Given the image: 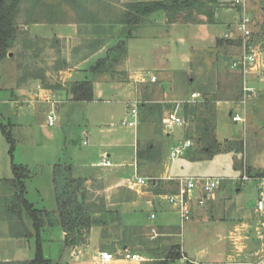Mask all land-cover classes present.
I'll use <instances>...</instances> for the list:
<instances>
[{"label": "rangeland", "instance_id": "obj_1", "mask_svg": "<svg viewBox=\"0 0 264 264\" xmlns=\"http://www.w3.org/2000/svg\"><path fill=\"white\" fill-rule=\"evenodd\" d=\"M35 1L21 0L22 16L25 9H29L31 3ZM76 1V6H70L72 0H64L59 5L51 4L50 8L59 10L61 13L70 12L71 14L73 12L77 19L92 18L98 23L96 27H84L82 37L66 40L32 39L26 31L22 32L23 27L19 26L21 36L18 37L15 47L6 59L0 61V125L6 126L13 143L11 147L0 128L1 217L5 199L11 194L10 184L4 181L13 177L11 164L27 166L30 171V178L25 186L27 191L25 198L37 208L52 210L56 208L55 192L52 186L55 164L62 163V166H66L64 163H74L73 176L76 174L81 177H90L94 172L103 168L92 167L102 160L96 152L100 144L115 147L113 151L116 152L107 151L110 155L108 160L112 165L117 160L133 163L136 159L133 147H138L140 161L138 162L139 173L136 174L141 177L160 178L166 166L170 167L172 174L192 177L239 178L244 173L249 177L258 173L252 161H259L264 155V87L259 90V95L243 108L245 122L233 123L231 115L240 109L239 95L240 92L242 93V75L231 70L230 64L242 53V46L238 41L240 37L236 31L242 11L250 19L251 34L246 39L248 46L264 53V0H245L243 7L234 5L233 0H220L218 4L212 5L213 21H219L218 26L211 28L212 39L226 40L224 35L228 32H234L236 35L232 38L233 43L230 45L223 44L218 49L194 51L190 64L186 59L190 52L187 46L195 43L186 42L179 45L173 43L170 51L166 52V33L159 26L139 32L151 35V38L143 35L127 41L131 73H140L145 78H150L152 74L156 75L155 82L150 81L151 83L141 85L142 102L149 99L162 107V117L154 124L155 131L145 123L140 124L139 120L135 127L122 125V121L131 120L127 113V106L123 102L127 98L125 92L117 95L112 92L110 96H105L107 98L101 101L84 103L72 102L64 93L68 92L76 82H82V76L85 74H81L84 72L90 71V74L86 75L89 80H92V68L83 61L94 53L100 44L107 41L106 34L109 36L107 25L121 21L125 5L131 0ZM161 14L162 12H157L155 17L158 18ZM186 15L188 12L182 14L183 17ZM187 20L189 24H196L206 22L207 18L202 11L195 9ZM183 30L182 27L174 29V35H181L184 38ZM199 45L208 47L213 44H209L206 40L199 42ZM113 46L107 48L110 49ZM111 56L116 62L107 63L106 69L109 72L105 74L106 78L122 79L124 76L118 70H124L126 57L124 56L122 60L121 57L118 59L119 55L110 53L109 57ZM18 64L22 66L20 71L17 70ZM166 67L175 71L166 74ZM112 72L116 74L112 75ZM159 74L162 77H158ZM37 76L41 79H35ZM248 76L252 78L251 80L257 77L254 74ZM166 86L171 92L167 100L163 95V89L166 90ZM193 92L204 93L208 96L215 93L217 96L222 95V98L220 101L211 103L213 111L200 108L195 112L194 119L186 120L183 127L176 126L171 130H166L162 124L166 112L177 105L181 112L183 104L190 100ZM47 94H55L53 100L58 103L41 102L43 99L48 100V97H45ZM34 99L38 102H28ZM199 100L200 98L196 102H201ZM222 102L229 105L224 107L225 110L221 111V117L218 119V104ZM51 112L54 115V125L49 127L47 115ZM212 113L215 116L211 135L216 138V145L211 140L205 143L199 142L201 135L197 133V127L203 128L204 126L199 121L211 119ZM141 117L140 114V120ZM168 131H170V136H166ZM83 132L88 135L85 137ZM146 135H149V139L152 140L143 143ZM187 137L191 138L192 145L183 155L172 160L171 150L183 145ZM83 141L87 144L84 145ZM238 142L242 145H238ZM204 147H209L211 150L204 153ZM215 147L218 151L211 154L216 150ZM11 148L13 150L10 152ZM111 153L114 154L113 157ZM191 158H198V160L191 161ZM146 159L149 161L147 162ZM124 172L129 177L135 174L132 167H126ZM157 182V187L166 188V190L176 189L172 181L170 183L159 179ZM127 185L131 186L129 183L126 187ZM126 187L123 184L117 196L121 195L122 191L126 192ZM258 188L259 183L253 178L242 185L239 182L238 184L225 182L220 189V193H223L219 197L224 203L222 209L216 213L215 218L206 221H197L195 217L191 222L182 224L179 215L167 202L166 205L171 211H166V213L158 211L156 219L147 217L146 211L142 210L135 215L139 223L168 225L172 229L171 242L168 244L166 237L150 240L145 235L142 243L140 238L135 237L136 239L129 242V251L137 252L142 258L154 259L163 257L167 253L180 252L178 247L180 246L182 254L186 253V258L170 264H189L193 261L197 264L223 263L230 260L229 256L237 260L234 246L228 239L229 232L235 224L242 227L236 232L240 237L239 245L251 244L248 248L254 251L258 248L253 242L257 234L255 228L258 227V214L253 215L256 211ZM104 190L102 184L88 187L84 185V192L81 193L85 195V206L91 212H96V216L101 215V206L105 205ZM124 195L125 193L122 196ZM240 213H245L250 218L238 220ZM220 216L225 219H220ZM162 219L165 220L162 221ZM12 221L16 222L15 219ZM1 226L4 228L7 225L3 223ZM60 229V227H54L42 235V256L51 264H67L68 253L65 252ZM127 229L132 228L111 224L108 229L112 234L110 239L121 240L123 232ZM80 240L83 241V239ZM27 241L26 250L20 255L17 253L16 257L32 260L36 251L35 239L29 238ZM6 242L8 241L0 236V259L4 249H7ZM114 242L112 241L113 244ZM133 243L135 244L132 245ZM154 243H158L159 247L154 246ZM117 250L118 248L113 249L111 246L106 248L108 252ZM201 250L202 254L198 253ZM63 255L65 259L61 260ZM142 264L145 263L142 262Z\"/></svg>", "mask_w": 264, "mask_h": 264}, {"label": "crops", "instance_id": "obj_2", "mask_svg": "<svg viewBox=\"0 0 264 264\" xmlns=\"http://www.w3.org/2000/svg\"><path fill=\"white\" fill-rule=\"evenodd\" d=\"M59 0H40L37 4L39 5L38 7L35 8L34 11L33 9V3H31L29 9H25L24 15L22 16V13L20 15L22 23L20 26L23 27L21 29L22 32H27L30 38L32 39H76L79 36L82 37V31L84 27L90 26L89 24L87 25L86 22H89L90 19H77L75 17V13L71 12H63L61 13L59 10H46L45 8L47 6L51 7L52 5H58ZM73 4H70V6ZM42 8V9H41ZM156 13L151 15L146 22V24L140 26L138 29H136L132 35L126 39H124L125 42V48H126V61H125V66L124 70H118L124 77L122 79H109L106 78V75H101L98 78H94L93 76L91 77L92 80H89L88 75L90 74V71L84 72L81 75L82 76V81L85 79L89 80L92 83V95L93 99L91 101H84V102H97L101 101L103 98H107L105 96H110L109 94H112L114 92L116 95L121 94V92H125L127 94V98L123 101L125 106H127L128 109V104L133 101V100H139L142 103V97H143V91H141L142 86L144 83H149L151 80L152 76H155L154 74L150 75V78H145L141 76L140 73H131L130 71V65H131V59L129 57L128 51H127V41L131 40L133 38H137L140 36H148L151 38V35L148 34H141L139 33L141 30L144 31V29L147 28H154V27H161L162 30L165 31L166 33V52L170 51L171 45L175 43L177 45L186 43V42H191L195 44H188L187 48L190 50L189 55L187 56L188 63L190 64L192 60V54L196 50H204V49H215L216 48V42L214 43L215 40L217 39H212L213 37L211 36V28L216 27L219 24V21H217L214 24H184V23H172L169 24L166 18V15L162 13L160 17L156 18L155 17ZM28 21V22H25ZM94 21V20H93ZM178 27H182L183 34H185V37H181V35H174L173 30L177 29ZM88 29V28H87ZM131 31L128 32L130 34ZM107 36V41L103 43L99 49L94 51V53H91L90 56L83 61V63L89 64V67H93L94 64L101 58L106 55L107 50L110 46H113L114 44L118 43L120 40H123L124 35L122 33V26L117 25L115 29L113 30L112 34ZM217 38V37H215ZM220 39V38H218ZM208 41L209 44L213 45H208V47H200L199 42H204ZM199 47V48H196ZM262 62H264V53L262 54ZM179 70V69H177ZM187 70V69H185ZM175 71L174 69H170L166 67V74ZM72 75V74H71ZM158 77H162L161 74L158 75ZM102 78V79H100ZM250 78L249 84L253 86L254 88H263L264 87V80L260 81L256 78L254 80H251ZM151 83V82H150ZM167 85V84H166ZM164 93V99L166 98L169 99L171 92L169 91V88L166 86V90L163 89ZM17 92V91H16ZM45 92V90H43ZM42 92V94H43ZM47 93V92H45ZM66 95H68V99L72 101V96L68 92H64ZM57 95L60 93H56ZM44 95V94H43ZM18 96V95H17ZM48 97V100H41V102L46 101V102H52L57 104L58 102L56 100H53L55 97V94H47L45 97ZM20 97V96H19ZM16 100V99H15ZM29 103H35L38 102V100L34 99L32 101H28ZM75 102V101H72ZM82 102V103H84ZM229 105L226 102H222L218 104V119L221 117L220 114H222L221 111L225 110V106L227 107ZM140 110V108H139ZM128 113V112H127ZM139 123L140 124H147L152 129H155V125L150 122H142L140 120V113H139ZM48 125V124H47ZM54 125V124H53ZM52 125V126H53ZM50 127V126H49ZM156 130V129H155ZM154 130V131H155ZM148 134V133H147ZM83 135L86 137L88 133L83 132ZM170 131L166 132V136H170ZM149 136V135H148ZM146 135V138L143 139L144 142H150L152 139H149ZM186 140V138H185ZM83 144L86 145L87 142L83 141ZM115 147L113 145H105V144H100L98 148L96 149V152L98 154V157L103 160L104 157L108 159L110 157L109 151H113ZM134 156L136 159L133 161V163H124L121 161H116L113 165L109 167H103L99 171L94 172L90 177H81L80 175H74L75 178L82 179L84 180V185L88 186H93L97 184H102L105 188L104 190V201H105V208L107 210H112L115 212H118L120 214V225L122 226H128L132 228L135 232H138L141 236L140 241L142 240L143 243V236L145 235L148 236V239L153 240L157 237H166L168 244L171 242L172 238V229L166 225V224H147V225H142L139 223L135 215H137L140 211L144 210L146 211V214H148L147 217L151 218V215L153 214L155 217L151 219H156L157 218V212H165L166 211H171V209L166 205V200L165 197L168 194L174 193L171 192V190H166L157 186H147V187H139L135 186L131 183V181L134 179L135 175L139 173V168H138V162L140 161V157L138 156V147L134 148ZM108 151V152H107ZM111 153V154H112ZM106 154V155H105ZM114 154H112V157ZM147 160V159H146ZM149 160H147L148 162ZM146 162V161H144ZM189 162V161H187ZM56 165H63L62 163H57ZM66 166H70L73 170L74 163H64ZM252 165L254 168L258 169V172L264 171V155L260 157L259 161H252ZM97 166V165H96ZM92 166L94 168L102 167V166ZM126 167H132L134 170V175L132 177H129L126 175L124 172V169ZM137 173V174H136ZM172 176V177H179L181 175L177 174H172L170 173V167L166 168L162 171L160 179L165 180L167 177ZM141 177V176H140ZM149 176H146V178ZM29 180V179H28ZM25 181V186L26 182ZM131 184V186L126 187V184ZM123 184L126 187V192L122 191L121 195H118V190L123 186ZM166 184V182H164ZM52 186L54 189V182H53V177H52ZM222 188V187H221ZM220 188V189H221ZM88 189V188H87ZM128 189V190H127ZM218 190L215 194V196L209 200L204 208H199L195 209L194 211V217H196V220H210L216 217V213L219 212L222 209V205L224 204L222 202V199L219 197L220 191ZM122 190V189H121ZM175 190V189H174ZM54 191V190H53ZM163 191V192H162ZM27 192V191H26ZM25 192V194H27ZM123 193H125L124 197L122 196ZM120 196V197H119ZM56 203V199H55ZM33 204V203H31ZM33 206L36 209L35 204ZM170 206V205H169ZM57 207V205L55 206ZM172 208V207H171ZM173 209V208H172ZM42 210H47V209H42ZM56 208L52 210H47V211H55ZM173 211H175L173 209ZM176 213V212H175ZM258 214V215H257ZM241 216H239L238 220H241V218H250V216H247L245 213H240ZM253 215L258 216V227L255 228L257 234H256V239L253 240V242L256 244L258 247L255 251L250 250L251 244H243L239 245L240 237L236 233L238 230L242 229L240 225L235 224L233 226V229L229 232L228 239L230 240L231 244L234 246V249L236 251L235 257L238 258L237 260H233V256H229L227 262H219V263H200V264H264V218H262L259 213L255 211ZM126 216V220H125ZM220 219H225L224 217L220 216ZM165 219H162L164 221ZM5 223L7 226L2 227L1 224ZM242 226H246L245 224H242ZM2 227V228H1ZM103 229L101 227H91L90 229H87L83 232L81 239H83L82 242H80L78 245L74 247H67L65 245V238L66 234L63 232L62 229L61 231V237L63 239V243L65 245V252L68 253V260L66 259L67 264H96V255L97 252L100 250H105L106 248L110 246L112 241L115 244L113 245L115 248H118L116 252L112 253H118L123 250H128L129 251V246L130 244L124 245V246H119L117 242L119 240H111L108 237H104L103 234ZM109 229V228H108ZM50 229H44L42 230L41 236L43 235L44 232L49 231ZM169 230V231H168ZM0 236L5 239L6 242V247L7 249H4V253H2V257L0 261L2 262H15V261H28L24 257H16L20 255L23 251L26 250L28 244H27V239L25 238H15L10 236L9 234V225L5 221H0ZM111 240V242H110ZM139 241V242H140ZM133 243L132 245H134ZM154 246L159 247L158 243L155 244ZM1 247V246H0ZM180 248L181 252V258L179 260H184L186 258V253L184 252L182 254V249ZM3 251V250H2ZM132 252V251H130ZM135 252V251H134ZM18 253V255H17ZM137 253V252H135ZM198 253L202 254V250L199 251ZM15 255V256H14ZM141 256V255H140ZM64 260V255L61 257V260ZM232 259V260H231ZM153 259H147V258H142L141 261L139 262H131V261H124V260H114L109 264H142L152 261ZM189 264H197L196 261H193V263Z\"/></svg>", "mask_w": 264, "mask_h": 264}, {"label": "trees", "instance_id": "obj_3", "mask_svg": "<svg viewBox=\"0 0 264 264\" xmlns=\"http://www.w3.org/2000/svg\"><path fill=\"white\" fill-rule=\"evenodd\" d=\"M40 0H36L33 3V9L39 5L37 4ZM64 0H59V2ZM220 0H131L125 5V9L122 19L117 23H109L107 25L108 34H112L113 30L117 25L122 26V33L124 35L123 40H120L115 46L107 50V55L104 58L99 59L92 67V75L94 78H98L101 75L107 74L109 71L106 69L107 63L112 64L116 62L114 58L109 57L110 53L116 54L118 59L124 56L126 57V48L124 39L130 37L132 33L140 26L146 24L149 17L157 12H162L166 15L169 24L172 23H184L189 24V20L192 16V12L195 9L202 11L207 18L206 22H197L196 24H214V15L212 12V5L218 4ZM73 6L77 5L76 0H72ZM59 5V3H58ZM51 10L50 6L45 8ZM209 9V10H207ZM209 11V12H208ZM188 12V15L182 16V14ZM22 13L21 0H0V61L6 59L12 49L15 47L18 37L21 36L19 26ZM201 13V12H200ZM87 20V19H86ZM28 22V21H25ZM86 24L96 27L98 23L91 18ZM131 31L130 34L128 32ZM26 36L25 34H23ZM239 44L241 45V39L238 38ZM233 43L232 39H217L216 48H220L223 44L230 45ZM102 44H100L101 46ZM99 46V47H100ZM99 49V48H98ZM109 61V62H108ZM22 69L21 64L17 65V70ZM116 74L115 72L111 73ZM35 79H41L37 76ZM199 92V91H198ZM68 93L72 96V101L84 102L91 101L92 95V83L90 81H82L75 83ZM262 95V94H261ZM222 95L217 96L212 93L208 96L204 93L200 94L201 102L190 104L185 102L180 114L183 116L185 121L190 118L194 119L195 112L200 108H206L209 111H213V105L221 100ZM239 99H241L242 93L240 92ZM160 105V104H159ZM154 104L149 99L143 100L140 104V114L142 122H150L155 124L159 122L162 117V107ZM214 114L212 113L211 119L200 120L204 124L203 128L197 127V133H200L199 142L205 143L210 140L216 145V138L212 136ZM212 123V124H211ZM0 128L7 139V141L13 146L10 132L6 126L0 125ZM191 140L187 137L186 140ZM242 145L241 142L237 143ZM205 148V147H204ZM208 148V149H207ZM204 153L210 151L211 148L207 147ZM216 149V147H215ZM13 150L11 148L10 152ZM218 151L214 150L211 154ZM203 153V151L201 152ZM198 158H191V161H197ZM11 171L13 177L11 179L4 180L10 184L9 190L11 194L5 199L4 209L2 210V217L0 221H5L9 225V234L15 238H34L35 239V257L28 261H15V262H2L0 264H51L48 260L44 259L41 251L42 242V230L52 229L54 227H60L66 234L65 245L67 247H74L78 245L81 240L82 234L85 230L91 227H101L103 229L104 237L111 238L112 234L108 230L111 224H120V214L118 212L107 210L104 205L101 206L100 216H96V212H91L85 206V195L81 194L84 192V180L75 178L72 175V168L70 166L56 165L53 172L54 192L56 199V210L47 211L42 209H36L25 198V181L30 178V171L27 166L11 164ZM264 171L258 172L253 178L263 177ZM171 183V182H170ZM159 187V186H158ZM175 190H171L174 192ZM15 219L16 222H13ZM127 233V234H126ZM124 235V236H123ZM121 240L117 242L119 246H124L132 242L134 238H140L138 232L133 229H127L123 232ZM115 238V237H114ZM135 238V239H136ZM117 239V238H115ZM134 242V241H133ZM114 244L110 246L114 249ZM178 246V245H177ZM179 247V246H178ZM172 248V247H171ZM180 249V248H179ZM166 250V249H164ZM152 252L153 250H148ZM181 252H171L165 254L163 257H156L152 261L146 262L145 264H170L181 258Z\"/></svg>", "mask_w": 264, "mask_h": 264}, {"label": "built area", "instance_id": "obj_4", "mask_svg": "<svg viewBox=\"0 0 264 264\" xmlns=\"http://www.w3.org/2000/svg\"><path fill=\"white\" fill-rule=\"evenodd\" d=\"M245 0H233L234 5L244 6ZM250 19L242 11V17L240 22L236 26L237 35L241 38L242 53L235 57L231 64L230 69L240 73L242 75V96L239 101L240 109L233 112L231 120L233 123H244L245 112L243 108L246 107L247 103L254 97L259 95L260 88H254L249 84L250 77L248 75H257L258 80H264V62H262V53L256 49L249 47L246 39L249 38L250 32ZM236 33L228 32L224 35L226 39H232ZM238 38V37H237ZM151 82L156 81V77H151ZM200 94L193 92L190 95L188 103H194L198 101ZM141 102L139 100L131 101L128 104V115L131 118L130 121H122V125L128 127H135L139 119V106ZM47 124L52 126L54 124V115L49 113L47 115ZM162 124L166 130H171L174 127H183L185 125V119L178 110V105L166 112L164 115ZM192 145L191 140H185L183 145L176 147L170 152L172 160L184 154L186 149ZM97 166L109 167L111 166L110 161L104 157ZM253 177L247 176L245 173L239 178H225V177H192V176H169L165 180L173 182L176 185L174 193L168 194L165 197L166 202L170 205L175 212L179 215L181 223L191 222L194 217L195 209L204 208L209 200H211L216 192L224 185L225 182L230 181L232 184L242 185L245 181ZM160 178L155 177H140L135 175L131 183L139 187L157 186ZM259 183L258 198L256 204V212L264 218V176L253 178ZM155 216L152 214L151 218ZM124 260L131 262H139L142 257L135 252L123 250L118 253H112L105 250H100L96 255V264H109L114 260Z\"/></svg>", "mask_w": 264, "mask_h": 264}]
</instances>
